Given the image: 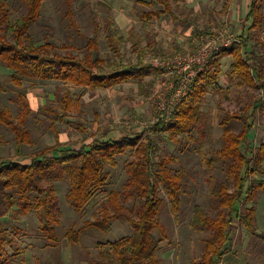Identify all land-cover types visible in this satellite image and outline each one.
I'll return each instance as SVG.
<instances>
[{"label":"trees","instance_id":"1","mask_svg":"<svg viewBox=\"0 0 264 264\" xmlns=\"http://www.w3.org/2000/svg\"><path fill=\"white\" fill-rule=\"evenodd\" d=\"M44 1L23 0L26 12L13 23L5 4L0 3L2 66L28 80L56 81L80 87L82 93L112 89L132 82L136 84L140 95L149 94L148 89L153 83L146 84L144 80L164 70L143 62L141 40L132 31L130 38L134 41L138 60L135 63H122L120 45L124 39L119 36L110 18H107L105 27L106 44L110 53L116 56L115 61L93 57L90 52H96L98 47L92 39L87 40L88 50L82 58L67 51L61 53L47 39L38 44L34 42L29 31L40 18ZM220 1L222 11H228L232 0ZM150 3L158 4L163 9L142 10L140 17L143 21H150L152 17L163 13H171L169 0H150ZM263 5L264 0H249L241 23L242 31L236 41L214 53L203 71L191 82L186 96L175 106L171 115L168 118L161 115L153 124L150 130L156 139L177 141L178 136L185 139L191 131L198 133L204 128L206 114L202 110V104L208 91L217 85L224 58H231L230 74L239 86L264 92V57L255 52L257 47H264V41H260L256 35L264 22ZM145 6L149 7L147 4ZM143 27L147 28V25L143 24ZM14 80L17 83L19 81L17 78ZM79 106L80 100L73 102L69 92L65 91L60 96L59 111L46 106L41 107V110L52 115L58 122L73 125L78 132L85 134L83 124L67 120L69 112ZM240 111V115L226 114L219 122L223 132L220 137L222 147L217 151V157L227 162V177L223 182L214 180L216 182L210 185V197L218 203L222 212L216 218H211L201 207L193 208L189 226L195 231L208 233L201 258L193 264H219L223 255L230 250L231 228L234 223L264 241V232L259 234L256 231L255 208L252 205L256 194L264 192V179L256 178L264 177V144L254 149L247 144L256 113L264 111V99H256ZM29 114V105L24 101L15 119L10 110L0 108V124L11 130L15 141V158L0 159V264L12 263L11 256L6 251L8 245H14L5 227L7 218L16 220L35 212L40 233L47 239L54 240L59 213L53 183L68 180L66 203L80 214L97 194L107 191V167H114L116 159L127 152L132 153L134 159L126 164L124 190L120 193H107L101 217L92 222L86 221L78 231L68 234L75 241L79 233L87 228H96L106 233L111 221L123 219L131 228L130 235L101 245L100 247L108 246V251L101 250L102 260L96 264H160L157 257L160 241L154 236V232H163L158 219L162 206L159 197L161 189L167 194L172 213L176 215L179 209L180 177L173 175L168 169L171 160L168 157H157L154 160L157 148L149 135L143 138L142 134L133 133L113 138L107 137L109 131L106 129L97 130L99 137L85 134L81 143L72 147L60 143L56 137L54 145L23 158L22 148L32 144L26 127ZM232 120L242 124V129L237 134L229 129ZM120 197L125 201L130 198L133 201L129 207H124L119 201ZM248 203L251 206L245 208Z\"/></svg>","mask_w":264,"mask_h":264},{"label":"rangeland","instance_id":"2","mask_svg":"<svg viewBox=\"0 0 264 264\" xmlns=\"http://www.w3.org/2000/svg\"><path fill=\"white\" fill-rule=\"evenodd\" d=\"M139 1L147 3L150 0ZM182 1L183 3L172 4L177 20L171 21L167 17H162L148 22L140 17L141 11L146 8L138 0H45L40 18L30 29L29 35L37 44L47 39L53 42L61 53L67 51L79 58L88 50L87 40L92 39L98 47L96 52H90L93 57L110 58V61H115L116 56L110 53L106 44L105 27L107 18L114 21L118 16H122L126 21L125 25L115 24V27L119 36L124 39L120 45L121 62L124 64L135 63L138 60V53L133 46L134 41L130 38L131 31L142 41V60L145 63L182 54L183 51L177 49L179 44L180 47L184 44L190 49L194 48L200 39L213 29L224 28L236 37L235 24L234 26L229 24L232 15L230 17L222 11L220 0ZM237 1L242 8L241 16L247 1ZM0 3L5 4L12 23L26 12L23 0H0ZM262 14L264 18V5ZM145 23L148 25L147 29L142 27ZM188 28L192 31H201L202 34L189 39L181 36L182 34H175L178 29L183 33ZM152 33L156 34V40L163 53L156 54L153 47L148 46V39ZM256 35L260 41H264V22ZM255 52L264 57V47H257ZM231 62L230 57L222 60V73L217 85L208 91L204 99L202 104V110L206 114L204 128L202 127L198 133L191 131L189 137L185 139L178 136L177 141L156 139L150 130L155 123L158 105L163 102L167 105L171 96L170 85L176 86L174 83L176 76H172L168 71L144 80L146 84L153 83L148 89L149 94L145 96L138 93L136 84L132 82L112 89L82 93V88L70 84L22 78L0 64V108L10 110L15 119L21 111L22 102L29 105L30 114L26 127L32 144L22 148L23 158L54 145L56 137L60 143L71 147L81 143L85 134L99 137L98 129L108 130L107 137L113 138L133 133L142 134L143 138L149 135L157 148L153 155L154 160L157 157H168L171 160L168 169L173 175L180 177L181 185L176 215L172 213L165 191L161 189L159 192L162 206L158 219L163 232H154V236L160 241L157 257L160 264H193L194 261L200 260L204 251V240L208 238V233L195 231L189 226L193 208L201 207L211 218H216L217 214L222 212L218 203L212 201L210 197V185L216 182L214 180L223 182L227 177L228 164L217 157V151L222 147L220 137L223 132L219 122L226 114L240 115V110L246 104L256 99H264V92L261 90L237 84V80L230 74ZM14 78L19 80L18 83ZM65 91L69 92L73 102L80 100V106L69 112L67 120L83 124L85 134L78 132L73 125L58 122L52 115L41 110V107L46 106L59 111L60 96ZM229 129L233 134H237L241 131L242 124L232 120ZM247 144L252 149L264 144V111L256 113ZM14 158V135L9 128L0 124V159ZM133 159V154L127 152L116 159L114 167H107L109 174L107 191L97 194L80 214L74 212L66 203L68 180L53 183L59 213L54 240H49L40 233L39 220L35 212L16 220L7 218L5 227L14 243L6 248L8 255L11 256V264H96L102 260L100 252L108 251V246L100 247L101 245L130 235L131 228L125 220L111 221L109 231L106 233L96 228L82 230L75 241L69 237L68 232H76L86 221L92 222L95 218L101 217V208L107 199V193H120L124 190L126 164ZM256 178L264 179L262 176ZM231 191L230 187L229 192ZM119 201L124 207H129L133 200L130 198L125 201L120 197ZM252 205L255 208V228L260 234L264 232L263 191L256 194ZM250 206L248 203L245 208ZM231 229L230 250L223 255L219 264H264V241L250 235L243 226L236 223ZM16 253L19 255H14Z\"/></svg>","mask_w":264,"mask_h":264},{"label":"built area","instance_id":"3","mask_svg":"<svg viewBox=\"0 0 264 264\" xmlns=\"http://www.w3.org/2000/svg\"><path fill=\"white\" fill-rule=\"evenodd\" d=\"M236 41V37L224 28L213 29L200 39L194 48L184 51L182 54L171 58H158L150 62V65L176 76L175 87L170 85V94L167 105H158L155 122L161 115L168 118L179 101L186 96L191 82L203 71L211 56L222 48L230 46Z\"/></svg>","mask_w":264,"mask_h":264},{"label":"crops","instance_id":"4","mask_svg":"<svg viewBox=\"0 0 264 264\" xmlns=\"http://www.w3.org/2000/svg\"><path fill=\"white\" fill-rule=\"evenodd\" d=\"M247 1V3H246V6H245V9H243L244 10V12L242 13V15L240 16V9L242 10V8H241V6H240V4H238V1L237 0H232V2H231V5H230V7H229V9H228V11H226V13H227V15H230V17H231V15H232V17L229 19V24H233V26H234V24H235V27L237 28V33H236V37L241 33V31H242V27H241V23H242V21L244 20V17H245V15H246V11H247V7H248V3H249V0H246ZM138 2L139 3H141L143 6H145L146 4L149 6V7H146L145 6V8L146 9H150L151 8V10H162L163 8H162V6H160V5H158V4H156V5H154V4H152V3H150V1L149 2H141V1H139L138 0ZM180 3V2H182L183 3V1L182 0H169V5H170V8H171V13H163V14H160L159 16H154V17H152L151 18V20L150 21H148V22H151L153 19L154 20H159V19H162V17H167V18H169L171 21L172 20H177L178 18L175 16V14H174V12H173V9H172V4L173 3H175V4H177V3ZM221 2V1H220ZM236 2H237V5H236ZM145 4V5H144ZM157 6L158 7H160V8H157ZM221 8H222V3H221ZM225 13V12H224ZM242 18V19H241ZM115 21V22H114ZM113 21V23H114V26H115V24H117L118 26H122V25H125V23H126V21L124 20V18H122V16H118L117 18H115V20ZM240 22V23H239ZM146 24V23H145ZM147 25V24H146ZM142 27H143V24H142ZM147 27H148V25H147ZM116 28V27H115ZM144 28V27H143ZM144 29H147V28H144ZM129 33H130V28L128 29V31H127V36L129 37ZM202 32L201 31H198V30H190V28H188L187 30H185V32H183L182 33V31H180L179 29L177 30V31H175V34H182L181 36H184V37H186V38H193V37H199V35L201 34ZM156 34H150V36H149V43H148V46L149 47H153V50H154V52L156 53V54H158V53H163V50L161 49V47H160V44L158 43V40H156ZM178 39V38H177ZM179 40V39H178ZM154 42V44H153V42ZM179 42V41H178ZM141 43H142V41H141ZM184 47V48H183ZM177 49H178V51H186V50H188V49H190V48H188L187 46H185L184 44H181V47H180V44H179V46L177 47ZM175 51V50H174ZM174 56V55H173ZM170 57H172V56H170ZM144 62V61H143ZM148 64H150L149 62H148ZM164 72H165V70H164ZM164 72H162V73H160V74H158V75H162ZM153 76H157V75H153ZM151 77V76H150ZM148 78V77H147ZM102 90H104V89H102ZM106 90V89H105Z\"/></svg>","mask_w":264,"mask_h":264}]
</instances>
